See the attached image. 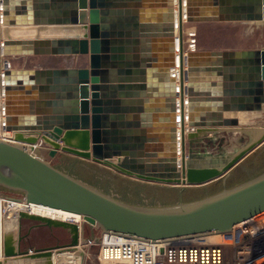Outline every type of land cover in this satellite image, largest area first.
<instances>
[{
	"label": "water",
	"instance_id": "water-1",
	"mask_svg": "<svg viewBox=\"0 0 264 264\" xmlns=\"http://www.w3.org/2000/svg\"><path fill=\"white\" fill-rule=\"evenodd\" d=\"M113 1L0 0V133L12 134L9 140L0 138L2 198L81 217L77 225L20 211L16 229L9 231H2L0 220V264H53L54 252L83 258L80 247L89 240L102 242L103 234L152 242L227 235L264 212V123L241 127L237 118L223 115L228 108L252 111L254 104L264 105V47L197 51L194 44L187 51L183 34L186 24L264 25V0H166L163 47L160 41L145 42L157 36L160 12L136 11L129 19L112 10ZM130 37L149 46L138 56L148 59L142 68L152 76L140 81L121 79L133 72L125 47ZM31 55L87 56L88 66L11 69L8 58ZM114 75L121 78L112 80ZM234 79L242 83H231ZM132 88L149 98L150 112L166 92L163 177L150 176L145 168L161 163L153 161L161 132H149L145 143L127 136L122 127L128 123L113 122L123 118L113 115L118 113L113 105L121 101L109 91L129 97ZM227 96H236L237 103L228 105ZM146 118L142 123L155 120L152 113ZM227 130L250 140L228 156L192 154L193 143ZM45 148L51 162L40 156ZM244 174L257 175L239 183ZM24 222L33 224L26 234ZM37 227L63 230L69 242L24 249Z\"/></svg>",
	"mask_w": 264,
	"mask_h": 264
},
{
	"label": "crops",
	"instance_id": "crops-1",
	"mask_svg": "<svg viewBox=\"0 0 264 264\" xmlns=\"http://www.w3.org/2000/svg\"><path fill=\"white\" fill-rule=\"evenodd\" d=\"M114 7L112 8L113 11L116 12H121L122 16H127L129 19H132L135 15L134 12H142V11H148V12H160L162 18H161V23L160 24H155V29H157L156 33L157 36L153 37L150 36L149 38H145V42L146 41H160L162 44V47L165 46L163 45V41L165 42L167 40V38H165V36L162 33L163 27L165 28L166 26V21H167V1L166 0H141L140 1H113ZM175 10H177V7H175ZM126 13L128 15H126ZM140 17V16H139ZM218 25H223V26H231V27H235V26H239V25H249L250 27H254L255 29L253 30H260L259 29V24L257 23H201V24H186L184 26V47L185 50H189L192 46L193 43H190L187 41V29L189 28H198L200 26H218ZM261 25V24H260ZM190 26V27H187ZM160 28V29H159ZM123 30H127V29H123ZM160 30V33H159ZM130 33H133L134 30L131 28L129 31ZM132 35V34H131ZM177 35V32H176ZM130 43L125 46L127 47L130 52H129V68L133 71L130 75H128L127 78H121V77H115V75L113 76L112 80H118L119 78L121 79H129V80H134V81H140L145 79V77H149L152 76L149 75L148 73L150 72L149 68H142V67H147V58H140V56H138V52H140L142 49V47L144 49L148 48V44L145 43L146 45L142 44L141 42L138 43H133L132 40H136L135 38L130 37ZM141 41V40H139ZM195 48L197 51H226V50H230V51H242V50H260L263 47H259L257 45H248V46H234V47H208V48H202V47H198L195 44ZM136 57V58H135ZM143 59V60H142ZM9 62L11 63V69H70V68H75V69H79V68H86L88 66V57L87 56H59V55H50V56H27V57H11L8 58ZM123 67V66H122ZM144 69L143 71H145V74L138 72L137 69ZM136 70V72H135ZM142 71V70H141ZM154 76L157 77L156 74H154ZM162 77V81H163V85H167L168 83H166V77L165 76H161ZM164 77V78H163ZM234 77H237V75H234ZM157 79V78H156ZM161 79V78H160ZM236 82H241V80L238 79H234L233 82L231 83H236ZM242 83V82H241ZM176 85L179 86V82L176 81ZM184 85H186L184 83ZM234 85V84H233ZM232 89H234V87H231ZM144 92H147L144 91ZM109 94L115 95V99L117 101H121L119 105H113L114 108L118 109V113H115L113 115L115 116H120L123 117L120 120H115L113 121L114 123L119 124V122H122L123 124H129L126 125L123 128V130H127L130 132L129 136L130 138L133 139H144L145 143H147L146 141L148 140L149 137V132L151 131H160V138L161 141L160 143H158L159 145V152L157 150V157L153 159V161H157V158L160 159V164L155 165V166H146L145 168L150 172L148 173V175L150 176H157V177H163L165 176L166 172H165V167H166V161H167V152H166V147H167V143L165 141L166 139V130L167 128V117H168V105L166 103V92L162 93L161 96V102L160 103H156L153 104L152 106V112H150L149 107V103L150 100L149 98L145 95H142V91L138 88L135 89H131L129 91V97H126V95H124V91H113L110 92ZM184 99H186V96L184 97ZM227 100V104L228 105H233L236 104L237 102V97L236 96H227L226 97ZM179 101V98H176V102ZM258 107H260V111L258 109ZM264 105H255L254 104V108L252 111H240L237 110L236 108H228L227 111H225L223 113L224 117H229V118H237L239 120V125L241 127H250V126H261L264 121L260 124L259 120L264 119V115L262 114V109H263ZM149 113H152L154 115L155 120H153L152 124H145L142 123L144 122V120L148 119L146 118V115H148ZM179 112L177 111L176 114H178ZM136 115V116H135ZM142 116L144 115L145 119L139 118L138 116ZM242 116V117H241ZM244 116V117H243ZM126 117H131L129 119H127ZM138 117V118H135ZM150 120V118H149ZM136 123H140L139 126H136ZM245 123V124H244ZM186 124V123H185ZM120 125H118L116 128L121 129L119 127ZM147 139V140H146ZM134 141V140H133ZM132 141V142H133ZM49 149L45 148L40 152V156L44 157L45 159H47L48 161H52V159H49L47 156ZM63 154V153H62ZM67 155V154H65ZM67 156H71V155H67ZM74 157V156H71ZM76 158V157H75ZM246 158V157H245ZM244 158V159H245ZM79 159V158H78ZM82 160V159H81ZM86 161V160H85ZM91 162V161H88ZM145 162H147V160H145ZM93 163V162H91ZM95 164V163H94ZM98 165V164H97ZM102 166V165H99ZM108 170H111L112 172H114L112 169L102 166ZM116 173V172H114ZM118 175H121L119 173H116ZM123 176V175H121ZM129 179H132L130 177L127 176H123ZM132 180H136V179H132ZM139 182H142L140 180H136ZM143 183H148V182H143ZM149 184H156V185H160L157 183H149ZM33 225L29 222H24L23 226H24V230L23 233H27V231L29 230L30 226ZM37 236H39L40 238H38ZM38 240V241H36ZM49 242L53 243V246L55 245H65L66 243L69 242V235L60 229H48L46 227H37L33 230L30 231L28 237L25 239L23 248L26 250H34V249H40V248H46V247H53V246H46L48 244H50ZM227 253L230 254L231 253V249L227 248L226 249ZM62 256L60 257H64L66 255H68L67 253H65L64 255L61 254ZM68 258V257H66ZM69 259V258H68ZM22 261V260H20ZM20 261L16 260V261H9L8 264H22L20 263ZM37 263L35 264H44V261H36ZM62 264V263H60ZM70 264H72V262H70Z\"/></svg>",
	"mask_w": 264,
	"mask_h": 264
},
{
	"label": "built area",
	"instance_id": "built-area-1",
	"mask_svg": "<svg viewBox=\"0 0 264 264\" xmlns=\"http://www.w3.org/2000/svg\"><path fill=\"white\" fill-rule=\"evenodd\" d=\"M11 137L10 133H0L1 139ZM22 204L26 203L1 196L0 220L8 208ZM257 218L248 219L230 234L221 235L228 236L224 243L195 241L204 237L152 242L120 234H103L97 260L101 264H264V218ZM1 236L0 233V245ZM227 248L231 249L230 254Z\"/></svg>",
	"mask_w": 264,
	"mask_h": 264
},
{
	"label": "rangeland",
	"instance_id": "rangeland-1",
	"mask_svg": "<svg viewBox=\"0 0 264 264\" xmlns=\"http://www.w3.org/2000/svg\"><path fill=\"white\" fill-rule=\"evenodd\" d=\"M190 27V26H187ZM254 27L249 25H239L235 27L231 26H200L198 28L187 29V41L196 44L198 47L208 48V47H234V46H248L257 45L259 47H264V25L259 24L260 30H253ZM242 117V116H241ZM244 117V116H243ZM264 119L259 120L261 124ZM245 124V123H244ZM211 141H210V140ZM250 140L247 134H242L238 131L227 130L225 132H218L216 134H208L206 138H202L200 141H196L192 145V154L201 156H228L242 146H244ZM242 161V160H241ZM240 161V162H241ZM3 189L0 188V197L2 196ZM262 215V216H261ZM261 216V217H260ZM264 218V212L258 215V220ZM40 238L39 236H37ZM228 236H224L226 241ZM38 241V240H36ZM90 244L86 246H81L80 251L84 253V257H80L78 253H75L80 260V264H101L97 260V255L99 252V243L89 240ZM220 239L216 242L220 243ZM46 246H53V243ZM61 253H53L52 258L53 264H78V260L74 257V254L67 253L68 255L64 257H58ZM68 257V258H66ZM18 261V260H17ZM20 261V260H19ZM22 264H35L36 261L22 260ZM115 264V263H114Z\"/></svg>",
	"mask_w": 264,
	"mask_h": 264
},
{
	"label": "bare ground",
	"instance_id": "bare-ground-1",
	"mask_svg": "<svg viewBox=\"0 0 264 264\" xmlns=\"http://www.w3.org/2000/svg\"><path fill=\"white\" fill-rule=\"evenodd\" d=\"M264 108V107H263ZM3 135V134H2ZM29 211L30 213H33L35 215H41V216H45V217H49V218H54V219H58L61 221H73V222H81V217L79 216H75V215H71L68 213H64V212H60V211H56V210H51L48 208H44V207H39V206H35V205H26V204H22V205H16V207L14 208H8L5 214H1V223H2V231H9V230H15L17 227V213L20 211ZM262 216V215H261ZM260 216V217H261ZM224 236L221 235H211V236H205L204 238H200L199 240H195L197 241H206V242H216L219 239L224 243ZM61 253V252H60ZM63 255L65 253H62ZM62 256V255H60ZM58 256V257H60ZM57 257L56 255L53 256V258ZM76 260H78V264L79 263V258L77 256Z\"/></svg>",
	"mask_w": 264,
	"mask_h": 264
},
{
	"label": "trees",
	"instance_id": "trees-1",
	"mask_svg": "<svg viewBox=\"0 0 264 264\" xmlns=\"http://www.w3.org/2000/svg\"><path fill=\"white\" fill-rule=\"evenodd\" d=\"M262 171H264V168H263L262 170H260V172H262ZM260 172H258L257 174H259ZM257 174L250 175V176H247V177H245V174H244V175H243L244 178H242V180H241L239 183H241V182L247 180L248 178L253 177V176L257 175ZM246 175H247V173H246ZM217 192H218V191H217Z\"/></svg>",
	"mask_w": 264,
	"mask_h": 264
}]
</instances>
